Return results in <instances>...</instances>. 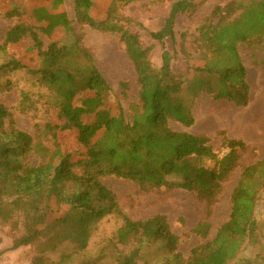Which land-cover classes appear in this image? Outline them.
Instances as JSON below:
<instances>
[{"label": "trees", "instance_id": "trees-1", "mask_svg": "<svg viewBox=\"0 0 264 264\" xmlns=\"http://www.w3.org/2000/svg\"><path fill=\"white\" fill-rule=\"evenodd\" d=\"M14 1H10L6 13L19 17L29 13L33 21L49 18L50 6L59 4L61 8L63 4V0L35 5H27L25 0L13 4ZM75 3L78 23L104 33H122L136 70L139 97L131 104V120L118 103L119 116L108 117L107 113L99 112L94 122L82 123L79 115L74 114L61 126L62 129L77 127L80 143L85 147L80 156L70 152L61 156L47 182L51 190L61 193L70 207L65 215L24 233L16 239L14 247L36 244L38 253L31 264H65L72 260L75 251L63 254L56 263L48 254L66 242L72 243L76 251L88 248L97 224L106 217L116 216L122 223L107 238L103 252L119 245L128 246V250L121 249L114 261L107 264H260L259 258L263 260L264 255L258 253L250 258L240 253L245 244L256 243L258 238L256 208L264 191V158L243 167L242 156L248 148L243 139L224 136L227 152L221 154L208 134L173 129L170 121L193 125L192 102L202 93L238 106L250 103L251 87L240 46L264 42V0L247 3L231 0L226 5H217L196 38L205 61L203 66L196 67L191 62L200 56L188 50L187 32H182L179 41L176 28L181 15H194L198 8L194 1L175 0L164 26L151 32L155 41L164 43L170 39L172 43L173 49H164L162 53L161 67L153 65L152 47L143 43L139 32H124L122 21L131 19L120 15L116 0L101 19L88 10L93 0H75ZM60 14L73 35L72 52L60 40L51 39L45 45L38 30L51 36L50 25H32L34 30L27 36L30 25L20 20L7 30L0 44V51L6 57L0 70L29 67L9 46L30 37L38 50L39 61L30 72L36 83L47 89L50 109H62L87 91H95L96 100L102 102L109 97L111 86L96 65L92 50L84 45L83 35L65 11L61 9ZM178 51L186 64L185 71L181 72H176L173 65ZM192 68L195 74L189 78L187 72ZM25 97L29 98L27 93ZM35 143L32 134L15 126L10 111L0 102V196L17 193V181L29 166L27 156L34 151ZM238 168L242 173L231 196L230 217L208 239L213 208L221 198L225 183ZM112 175L132 181L145 193L161 187L194 192L206 205V215L194 232L207 238L206 242L194 248L186 260L178 251L179 236L173 232L167 215L134 219L123 211L117 194L102 180ZM45 182L36 178L32 187ZM152 249L155 255L150 258L148 253ZM102 260H82L79 264H104Z\"/></svg>", "mask_w": 264, "mask_h": 264}, {"label": "rangeland", "instance_id": "rangeland-1", "mask_svg": "<svg viewBox=\"0 0 264 264\" xmlns=\"http://www.w3.org/2000/svg\"><path fill=\"white\" fill-rule=\"evenodd\" d=\"M10 1L0 0V44L3 43L7 30L23 20L30 25L27 36H31L34 30L32 25L47 27L50 25L51 36L39 30V33L37 32L45 45L51 39L60 40L66 43L72 52L75 42L64 23V17L62 18L60 14L62 9L78 32L83 35L84 45L92 50L96 65L111 86L109 97L102 102L96 100L95 91H87L74 97L62 109H50L47 103V89L39 86L30 72V69L37 67L39 63L38 50L34 42L26 36L27 38L22 41L9 46L10 51L27 62L29 67L17 71L0 70V102L10 111L15 126L32 134L36 143L34 151L27 156L29 166L21 172L17 181L19 183L17 193L0 196V264H31L38 253L36 244L15 248L14 243L24 233L43 227L53 219L65 215L70 205L60 192L51 190L47 182L61 156L69 152L80 156L85 151L79 140L78 128L62 129L61 126L74 114L79 115L82 123L94 122L99 112L107 113L108 117L119 116L118 103L124 108L126 118L131 120V104L139 97V87L136 70L127 53L122 33H104L78 23L75 0H63L61 8L59 4L51 5L50 17L41 18L40 21H33V16L29 13L21 14V17L6 13L10 8ZM45 1L50 3L49 0H25L28 2L27 5ZM112 1L93 0L88 10L96 15L95 18L101 19L108 14ZM116 1L120 15L131 19L122 21L124 32H139L143 43L152 47L150 58L153 65L161 67L162 53L164 49L172 50V43L170 39H166L164 43L155 41L151 32L164 26L171 4L175 0ZM192 1L198 7L196 12L193 16L181 15L176 28L179 41L182 32H187L188 50L196 57L200 56L191 62L196 67L203 66L205 62L202 59L204 58L201 54L202 48L196 40L200 27L210 20L217 5H226L231 0ZM244 1L247 3L250 0ZM17 2L15 0L13 4ZM240 51L251 87L250 103L247 106H238L202 93L192 102L195 117L193 125L185 126L176 120H171L170 125L176 130L208 134L212 145L221 154L227 152L223 146L224 136L243 139L248 145L242 156L244 167L264 158V42L244 43L240 46ZM1 52L0 66L5 65L6 61L5 55ZM173 65L176 72L185 71V58L181 52L178 51ZM187 74L192 78L195 70L192 68ZM25 93L29 98L25 97ZM241 173L242 169L238 168L225 183L221 198L213 208L212 229L208 239H212L220 226L229 219L232 211L231 196ZM36 178H42L46 182L32 187ZM102 180L117 194L123 211L132 218L147 219L156 214L167 215L173 232L179 236L178 251L186 260L191 257L194 248L206 242L207 238L194 232V228L206 215L205 203L194 192L161 187L145 193L132 181L121 177L112 175L103 177ZM67 188L68 184L64 186V190ZM256 217L259 222L258 238L256 243L245 244L241 256L254 258L258 253L264 255V191L260 195ZM121 223L122 220L116 216L106 217L97 224L88 248L76 251L72 243L66 242L48 256L56 263L63 254L75 251L72 260L65 264H79L82 260L95 258L103 259L104 264L113 262L119 251L121 249L127 251L128 246H114L105 254L103 247L107 238L116 232ZM153 250L155 249L148 253L150 258L155 255ZM260 260L259 258V263L264 264V259Z\"/></svg>", "mask_w": 264, "mask_h": 264}]
</instances>
